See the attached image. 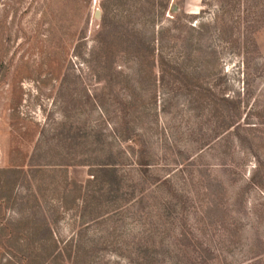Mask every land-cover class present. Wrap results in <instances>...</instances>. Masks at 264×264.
<instances>
[{"label":"rangeland","instance_id":"obj_1","mask_svg":"<svg viewBox=\"0 0 264 264\" xmlns=\"http://www.w3.org/2000/svg\"><path fill=\"white\" fill-rule=\"evenodd\" d=\"M39 262L264 264V0H0V264Z\"/></svg>","mask_w":264,"mask_h":264},{"label":"trees","instance_id":"obj_2","mask_svg":"<svg viewBox=\"0 0 264 264\" xmlns=\"http://www.w3.org/2000/svg\"><path fill=\"white\" fill-rule=\"evenodd\" d=\"M145 44V43H144ZM143 42L141 40L138 41V45H142L144 46ZM148 46L150 44H147ZM149 55H154L155 54V50H154V46L151 47V50L147 51ZM159 57V56H158ZM163 65H165V63L163 62L162 59H158V68L160 69V71L162 70L163 68ZM141 134L140 133H137L134 129H128L127 132L125 134H123V139L122 140H129L131 138V140L133 142H135V144H138L139 141H141ZM147 163L146 161H144V158L141 160V164L140 165H148V164H145ZM9 172V171H8ZM97 173L99 172L101 175H100V180L97 178V176L95 175H91L94 179H96V181H99V187H100V192L103 190L104 186L106 184H109L111 186V190L113 188V185H115V182L114 180H111V176H114L116 177V175L118 174V171L117 169L115 170L114 168L110 167V165H100V167L98 168V171H96ZM98 173V174H99ZM102 180V181H101ZM109 182V183H107ZM160 182V184L163 182V181H158ZM81 188V187H79ZM33 264H42L41 262L39 263H33Z\"/></svg>","mask_w":264,"mask_h":264}]
</instances>
